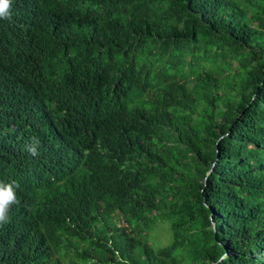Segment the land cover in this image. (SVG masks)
<instances>
[{
    "label": "trees",
    "instance_id": "1",
    "mask_svg": "<svg viewBox=\"0 0 264 264\" xmlns=\"http://www.w3.org/2000/svg\"><path fill=\"white\" fill-rule=\"evenodd\" d=\"M9 13L0 182L19 187L0 264H264V0Z\"/></svg>",
    "mask_w": 264,
    "mask_h": 264
},
{
    "label": "clouds",
    "instance_id": "2",
    "mask_svg": "<svg viewBox=\"0 0 264 264\" xmlns=\"http://www.w3.org/2000/svg\"><path fill=\"white\" fill-rule=\"evenodd\" d=\"M10 0H0V18H10L9 13ZM28 147V151H30L33 155L36 154V145L32 144ZM19 187L15 182L11 183H3L0 182V225L6 224L10 221V217L8 216V212L10 207L18 203L15 188Z\"/></svg>",
    "mask_w": 264,
    "mask_h": 264
},
{
    "label": "rangeland",
    "instance_id": "3",
    "mask_svg": "<svg viewBox=\"0 0 264 264\" xmlns=\"http://www.w3.org/2000/svg\"><path fill=\"white\" fill-rule=\"evenodd\" d=\"M152 237L156 246L168 245L174 239L173 233L170 229V223H160L152 232Z\"/></svg>",
    "mask_w": 264,
    "mask_h": 264
}]
</instances>
